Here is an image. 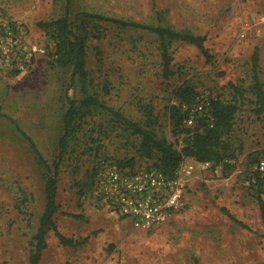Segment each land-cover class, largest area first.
Returning <instances> with one entry per match:
<instances>
[{
  "label": "rangeland",
  "instance_id": "rangeland-1",
  "mask_svg": "<svg viewBox=\"0 0 264 264\" xmlns=\"http://www.w3.org/2000/svg\"><path fill=\"white\" fill-rule=\"evenodd\" d=\"M66 3L0 0V10L22 21L33 42L46 50L29 71H0V264H30L45 206V169L32 142L52 163L70 98L88 95L104 105L82 107L74 122L59 171L56 214L60 230L78 244L65 245L51 231L40 264H264L256 182L264 177V114L256 112L252 92L256 49L264 84V0H72V19L82 13L88 20V73L74 80L72 69L55 61V27L40 25L61 15ZM101 15L205 35L213 60L196 44L174 39L168 78L156 31ZM185 81L195 89L188 102L175 92ZM213 98L238 105L229 136L236 157L208 167L190 159L184 169L187 203L170 222L138 229L95 203L91 181L97 167L109 160L144 165L158 159L142 154V137L128 120L152 126L180 148L187 130L201 120L188 125L189 109ZM175 104L184 115L179 127L171 118Z\"/></svg>",
  "mask_w": 264,
  "mask_h": 264
},
{
  "label": "trees",
  "instance_id": "trees-1",
  "mask_svg": "<svg viewBox=\"0 0 264 264\" xmlns=\"http://www.w3.org/2000/svg\"><path fill=\"white\" fill-rule=\"evenodd\" d=\"M155 1V0H154ZM72 0H67L65 9L57 18L47 21H41V26H54L56 29V48L55 61L62 66H68L72 69V79L77 76L85 78L88 73L87 69V39L88 26L86 17H82V13L77 14L72 19ZM156 5V4H155ZM160 16L162 13L158 12ZM88 16H98L99 14L85 13ZM105 17L122 26L144 27L156 31L161 38V55L163 60V72L166 77H171L173 73L172 55L170 53V44L174 39H182L196 44L206 56L208 62H212L213 54L206 46L207 37L205 35L195 34L189 30H176L174 28L162 25H153L141 23L137 21H128L117 17ZM260 51L256 49L253 55V85L252 92L256 95V112L264 114V84L259 74ZM176 95L182 102H188L194 97L195 89L185 81L175 90ZM104 105L96 96L88 95L78 101L70 98V104L64 113L65 131L59 141V154L50 163L32 142L35 148L39 164L43 166L45 175V206L40 217V223L37 232L34 235V246L30 255V264H40L43 253L48 246L47 235L50 231H54L60 241L65 245L75 246L78 244L73 237L65 235L59 228L56 221V214L60 209L58 201L59 193V171L62 159L67 149L68 137L73 129L74 122L77 117L82 114V107L91 105ZM211 114L214 117V124L211 120L201 118L196 128L188 129L182 147H177L169 142L166 138H160L152 126H144L138 122L131 120L129 123L134 131L142 137L140 150L149 160L158 156L157 161H153L167 173H174L187 157H193L200 162H211L212 165H227L228 162L236 157L235 149L230 140V133L234 125V118L238 111L237 103L233 101H224L220 98H213L210 102ZM147 113L153 119V109L147 106ZM171 118L177 127L183 121V113L180 106L175 104L170 107ZM117 113V112H116ZM153 123L152 120H150ZM123 165H135L133 163H123ZM96 169L93 173L91 185ZM255 178L251 177L253 181ZM259 183L258 201L260 204L261 215L264 223V189L260 181L264 182V177L257 176ZM227 212L229 210L224 208ZM75 217L81 218L80 214H73ZM236 219V218H235ZM236 221L240 222L236 219Z\"/></svg>",
  "mask_w": 264,
  "mask_h": 264
},
{
  "label": "built area",
  "instance_id": "built-area-1",
  "mask_svg": "<svg viewBox=\"0 0 264 264\" xmlns=\"http://www.w3.org/2000/svg\"><path fill=\"white\" fill-rule=\"evenodd\" d=\"M46 50L34 43L27 26L0 10V71L31 70L38 53ZM211 120L210 101L198 100L186 117L193 126L199 119ZM211 166V162L202 163ZM264 170V160L261 161ZM187 180L184 169L165 172L153 161L144 165H123L109 160L96 168L91 196L103 209L132 221L143 230H155L166 225L185 207Z\"/></svg>",
  "mask_w": 264,
  "mask_h": 264
},
{
  "label": "crops",
  "instance_id": "crops-1",
  "mask_svg": "<svg viewBox=\"0 0 264 264\" xmlns=\"http://www.w3.org/2000/svg\"><path fill=\"white\" fill-rule=\"evenodd\" d=\"M190 159H195V158H193V157H187V158L182 162V164L180 165V167L183 168V169H185V167H186V163L189 162ZM195 160H196V159H195ZM50 232H51V231H50ZM50 232H49V233H50ZM49 233H48V235H49ZM48 235H47V237H48Z\"/></svg>",
  "mask_w": 264,
  "mask_h": 264
}]
</instances>
